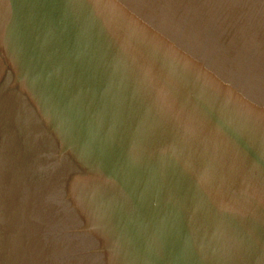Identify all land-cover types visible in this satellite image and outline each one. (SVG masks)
<instances>
[{"label":"water","instance_id":"water-1","mask_svg":"<svg viewBox=\"0 0 264 264\" xmlns=\"http://www.w3.org/2000/svg\"><path fill=\"white\" fill-rule=\"evenodd\" d=\"M0 264H264V0H0Z\"/></svg>","mask_w":264,"mask_h":264}]
</instances>
